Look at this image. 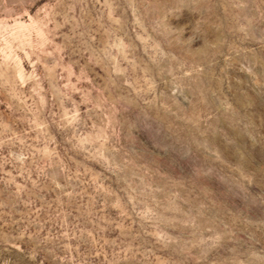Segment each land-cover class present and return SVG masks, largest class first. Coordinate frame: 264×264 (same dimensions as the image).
Segmentation results:
<instances>
[{
  "label": "rangeland",
  "instance_id": "obj_1",
  "mask_svg": "<svg viewBox=\"0 0 264 264\" xmlns=\"http://www.w3.org/2000/svg\"><path fill=\"white\" fill-rule=\"evenodd\" d=\"M0 264H264V0H0Z\"/></svg>",
  "mask_w": 264,
  "mask_h": 264
}]
</instances>
